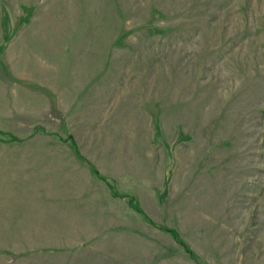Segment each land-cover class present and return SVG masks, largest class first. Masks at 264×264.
<instances>
[{
  "label": "rangeland",
  "instance_id": "374dc122",
  "mask_svg": "<svg viewBox=\"0 0 264 264\" xmlns=\"http://www.w3.org/2000/svg\"><path fill=\"white\" fill-rule=\"evenodd\" d=\"M0 264H264V0H0Z\"/></svg>",
  "mask_w": 264,
  "mask_h": 264
}]
</instances>
